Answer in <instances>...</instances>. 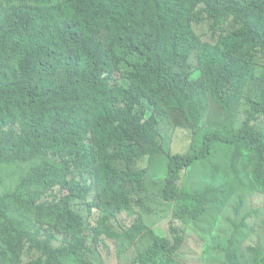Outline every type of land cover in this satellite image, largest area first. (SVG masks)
<instances>
[{"label": "trees", "instance_id": "obj_1", "mask_svg": "<svg viewBox=\"0 0 264 264\" xmlns=\"http://www.w3.org/2000/svg\"><path fill=\"white\" fill-rule=\"evenodd\" d=\"M262 66L264 0H0V264H96V245L143 238L130 264H183L186 231L160 237L145 216L154 169L166 160L156 195L204 235L232 200L239 216L264 195ZM205 97L230 129L202 125ZM177 110L193 132L186 155L166 150ZM224 145L228 177L198 188L204 165L221 176ZM37 212L59 222L29 223ZM230 216L217 257L264 264L262 241L247 247L246 221Z\"/></svg>", "mask_w": 264, "mask_h": 264}, {"label": "rangeland", "instance_id": "obj_2", "mask_svg": "<svg viewBox=\"0 0 264 264\" xmlns=\"http://www.w3.org/2000/svg\"><path fill=\"white\" fill-rule=\"evenodd\" d=\"M259 60L262 61V58L260 57ZM257 69L258 74L262 75L264 73V66ZM257 97L259 98L258 95ZM204 102L202 108L204 111L202 125L207 122L210 128L220 129L222 131L230 129L232 125L231 117L227 118V115L224 114L223 111L215 108L214 103H211L208 97L204 98ZM236 110L240 113L238 124L242 127L247 116L244 115L240 107L236 108ZM172 117L173 121L170 120L171 125L165 123L164 127H162L166 138V150L171 154H189L194 139L193 132L185 120L184 112L182 110H177L173 113ZM177 126H181L183 129L177 130L179 128H176ZM214 156L211 164L216 166L219 165L222 171L221 176H218L217 179L212 178L213 172L211 166L204 165L202 167L203 169L200 168L197 173L199 178L197 183L198 188H204L207 184L219 185L225 180L226 176L228 177V146H216ZM246 161L248 162V158ZM242 166L245 167V164H242ZM167 168L168 163H166V160L164 158L159 160L154 169L153 178L156 185L153 186L152 200H143V203L149 208L145 214L149 227L154 230L158 236L168 239L174 238L173 228L186 231V233L183 234L186 238V243L178 257L183 264H225L223 259L217 257V254L220 256L221 254L216 248H219V244L222 245L223 248L229 245L231 235H229V237L228 234L231 230L228 229H230L231 224L228 222V216L234 213L233 207L236 206L237 199L231 201L234 206H230L224 213V216L219 221L218 228H216V234H202L201 225L188 228L181 221L175 220L172 206L163 202L156 195L157 188L166 182V177L168 175ZM253 168L254 167L251 166L249 170L253 171ZM75 208L87 216V211L83 209L82 206L78 204ZM231 217H235L239 222L246 221L247 224L245 227L250 230L244 232L247 247L259 241H262V246H264V195H251L247 197L240 215H231L230 218ZM27 218L29 223L34 222L35 224L42 221L48 224H57L59 222L57 217L48 216L39 212L33 213ZM251 231H253V234L249 233ZM206 238L208 241L205 242ZM149 245L150 242L146 238L138 240L135 244L128 240H109L106 243L96 245L94 248L95 261L96 264H100V262L101 264H130L137 257L138 252L141 249L148 248ZM205 250H207V252H205ZM64 264H79V261L75 256H69L64 258Z\"/></svg>", "mask_w": 264, "mask_h": 264}, {"label": "clouds", "instance_id": "obj_3", "mask_svg": "<svg viewBox=\"0 0 264 264\" xmlns=\"http://www.w3.org/2000/svg\"><path fill=\"white\" fill-rule=\"evenodd\" d=\"M174 154V153H173Z\"/></svg>", "mask_w": 264, "mask_h": 264}]
</instances>
